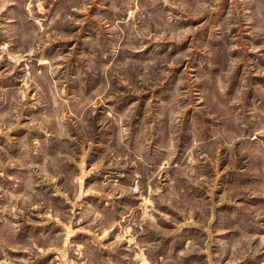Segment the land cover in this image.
Returning <instances> with one entry per match:
<instances>
[{"label":"rangeland","instance_id":"374dc122","mask_svg":"<svg viewBox=\"0 0 264 264\" xmlns=\"http://www.w3.org/2000/svg\"><path fill=\"white\" fill-rule=\"evenodd\" d=\"M0 264H264V0H0Z\"/></svg>","mask_w":264,"mask_h":264},{"label":"crops","instance_id":"0c3cea01","mask_svg":"<svg viewBox=\"0 0 264 264\" xmlns=\"http://www.w3.org/2000/svg\"><path fill=\"white\" fill-rule=\"evenodd\" d=\"M21 34L19 33V34H17V36L15 35L14 36V38H18V39H20L21 37ZM44 60H47L46 58L44 59ZM48 61V60H47ZM48 63V62H47ZM47 127L48 128H53L54 126L52 125V122H50L49 123V125L47 124ZM100 179H102V178H100ZM94 181H96V179H94ZM99 181V184L100 183H106V181H104V180H98ZM92 183V182H91ZM99 187L100 188H102V189H92V188H90L89 187V189H91V190H94V191H90V192H88L87 194H89V195H94V196H96L97 194H104L105 193V186L104 185H99ZM112 188V187H111Z\"/></svg>","mask_w":264,"mask_h":264}]
</instances>
